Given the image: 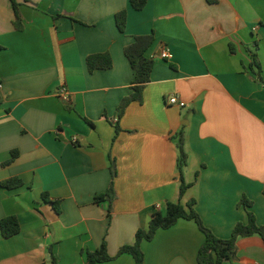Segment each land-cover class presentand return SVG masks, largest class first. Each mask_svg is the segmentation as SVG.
<instances>
[{"label":"crops","instance_id":"obj_1","mask_svg":"<svg viewBox=\"0 0 264 264\" xmlns=\"http://www.w3.org/2000/svg\"><path fill=\"white\" fill-rule=\"evenodd\" d=\"M16 1L23 30L11 0H0V221L16 216L21 229L5 238L0 228V264H54L52 254L85 264L104 241L116 256L169 202L195 200L204 224L228 239L248 221L245 195L264 226V82L250 68L257 49L264 80V0H147L142 10L130 0ZM153 32L151 82L122 110L134 81L124 48ZM104 52L112 68L89 72L87 57ZM173 96L186 105H170ZM181 129L192 184L182 196ZM12 177L24 184L3 186ZM111 185L114 200H96ZM204 239L180 219L143 242L145 264H198ZM224 264H264V240L239 238L236 260Z\"/></svg>","mask_w":264,"mask_h":264},{"label":"trees","instance_id":"obj_2","mask_svg":"<svg viewBox=\"0 0 264 264\" xmlns=\"http://www.w3.org/2000/svg\"><path fill=\"white\" fill-rule=\"evenodd\" d=\"M14 8V26L17 30H23V19L19 11V3L16 0H11ZM131 6L135 10H142L147 4V0H130ZM209 4H216L219 0H207ZM60 16V15H58ZM116 24L120 32H125L127 29L128 12L121 10L116 13ZM155 40L154 32L149 35L136 36L134 41L125 46L124 53L128 58L133 70V93L124 98L120 108L124 110L133 101H142L143 89L151 82L152 72L155 62L146 55L147 50L153 45ZM257 50V49H256ZM252 53V62L250 68L255 71L258 77L264 82L261 73L262 65L260 63L257 51ZM89 72L93 73L96 70H106L113 66V60L108 52L96 53L89 55L86 60ZM178 150L177 169L181 179L180 195L182 196L186 190L192 185L187 183L184 178L185 169L188 164V153L186 150L185 131L181 129L173 136ZM18 152L13 151L11 159L7 164H10L17 157ZM112 173L115 174V164L112 163ZM3 186L7 188H18L24 184V181L18 177H12L4 181ZM107 199L112 202L115 198V190L113 186L109 188L107 193L97 197L96 200L102 201ZM195 200H191L185 206L181 202H169L167 204L166 213L156 212L146 227L139 228L135 234V241L132 244H126L120 247L116 256H111L108 252L107 242L104 241L102 246L96 251L86 252L85 264H102L123 255L129 254L134 260V264H145V252L142 244L145 241H152L160 229H169L174 226L180 219L194 220L199 229L204 234V242L198 251V264H224L228 261L236 260L238 256V240L241 237H249L259 235L264 240V226L257 221L256 215L251 208L253 206L245 195L241 198L239 205L244 206L248 213V221L238 222L232 231L231 237L222 239L218 237L210 228H208L200 215L194 208ZM0 228L5 238L15 236L20 232V223L16 216H9L0 221ZM54 264H57L54 255L52 254Z\"/></svg>","mask_w":264,"mask_h":264},{"label":"built area","instance_id":"obj_3","mask_svg":"<svg viewBox=\"0 0 264 264\" xmlns=\"http://www.w3.org/2000/svg\"><path fill=\"white\" fill-rule=\"evenodd\" d=\"M161 57L162 58H168L169 57V53L167 50L165 51H162L161 53ZM60 97L64 100V101H69L70 100V97H69V93L66 89H62L59 93ZM169 104L170 105H177V106H180V107H184L186 105L185 102L183 101H180L178 99V97L176 96H173L169 99Z\"/></svg>","mask_w":264,"mask_h":264}]
</instances>
